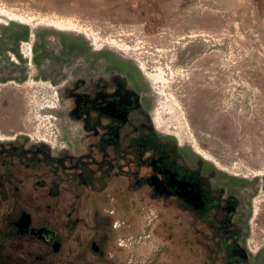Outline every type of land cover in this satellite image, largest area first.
I'll use <instances>...</instances> for the list:
<instances>
[{"label":"rangeland","instance_id":"obj_1","mask_svg":"<svg viewBox=\"0 0 264 264\" xmlns=\"http://www.w3.org/2000/svg\"><path fill=\"white\" fill-rule=\"evenodd\" d=\"M49 18L70 19L78 29L45 25ZM0 19V134L73 148L80 128L66 115L62 86L87 67L116 65L137 78L161 116L158 129L238 193L250 254L255 264L264 260V0H0ZM29 184L21 198H0V226L13 215L9 205L30 198ZM123 185L112 179L102 194L36 197V223L56 226L63 237L65 223L73 227L56 255L29 243L43 255L36 264H209L193 215ZM101 216L110 223L98 253L87 243Z\"/></svg>","mask_w":264,"mask_h":264},{"label":"flooded vegetation","instance_id":"obj_2","mask_svg":"<svg viewBox=\"0 0 264 264\" xmlns=\"http://www.w3.org/2000/svg\"><path fill=\"white\" fill-rule=\"evenodd\" d=\"M87 68L61 88L68 102L66 115L80 128L73 148L67 144L57 151L46 139L0 134V198L23 197L24 184L30 182V198L16 200L5 210L13 215L0 226V264H27L20 258L33 254L31 262L36 264L43 255L27 245L34 243L40 252L56 255L70 241L71 220L63 226L66 237L56 226L33 220V212L41 208L36 197L42 194L56 201L63 191L73 198L102 194L112 179L124 181L127 191L139 197L193 215L209 264H255L238 193L219 183V173L206 162L186 158L158 129L151 104L132 73L116 65L107 70ZM74 207L70 203L66 213L72 214ZM99 220L87 247L102 253L99 243H105L110 222L106 216Z\"/></svg>","mask_w":264,"mask_h":264},{"label":"bare ground","instance_id":"obj_3","mask_svg":"<svg viewBox=\"0 0 264 264\" xmlns=\"http://www.w3.org/2000/svg\"><path fill=\"white\" fill-rule=\"evenodd\" d=\"M9 19L18 20V21H21L23 23H28L30 20L28 17H23L20 15L9 16ZM1 21L2 20L0 19V22ZM43 23L45 25L52 26V27H55L57 29H62V30H77L78 29L77 25L74 22H72L70 19L49 18V19H46L45 21H43ZM111 44L115 45L119 49H124V51H127V49H128V46L118 44L115 41H111ZM101 46L102 45H97L96 48L99 49V48H101ZM27 50H28V48H27ZM27 50H25V51L27 52ZM140 67L142 69H145V64H141ZM148 77L151 78V80L155 81L159 77V74L148 73ZM155 121H156L157 126L161 125V116L157 112L155 115Z\"/></svg>","mask_w":264,"mask_h":264},{"label":"built area","instance_id":"obj_4","mask_svg":"<svg viewBox=\"0 0 264 264\" xmlns=\"http://www.w3.org/2000/svg\"><path fill=\"white\" fill-rule=\"evenodd\" d=\"M147 237H149V235H147Z\"/></svg>","mask_w":264,"mask_h":264}]
</instances>
